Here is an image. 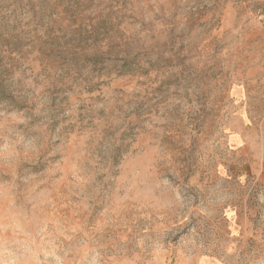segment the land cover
<instances>
[{"label": "rangeland", "instance_id": "1", "mask_svg": "<svg viewBox=\"0 0 264 264\" xmlns=\"http://www.w3.org/2000/svg\"><path fill=\"white\" fill-rule=\"evenodd\" d=\"M0 264H264V0H0Z\"/></svg>", "mask_w": 264, "mask_h": 264}]
</instances>
